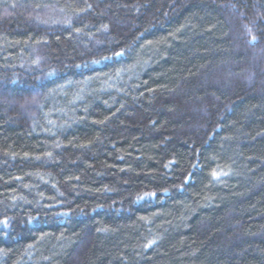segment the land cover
<instances>
[{
	"label": "trees",
	"instance_id": "trees-1",
	"mask_svg": "<svg viewBox=\"0 0 264 264\" xmlns=\"http://www.w3.org/2000/svg\"><path fill=\"white\" fill-rule=\"evenodd\" d=\"M0 264H264V0H0Z\"/></svg>",
	"mask_w": 264,
	"mask_h": 264
},
{
	"label": "snow or ice",
	"instance_id": "snow-or-ice-1",
	"mask_svg": "<svg viewBox=\"0 0 264 264\" xmlns=\"http://www.w3.org/2000/svg\"><path fill=\"white\" fill-rule=\"evenodd\" d=\"M213 175H216V174L214 173ZM4 223L6 224V223H7V221H4Z\"/></svg>",
	"mask_w": 264,
	"mask_h": 264
}]
</instances>
